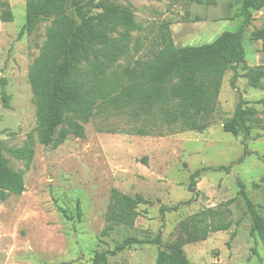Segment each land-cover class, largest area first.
<instances>
[{"label": "rangeland", "instance_id": "obj_1", "mask_svg": "<svg viewBox=\"0 0 264 264\" xmlns=\"http://www.w3.org/2000/svg\"><path fill=\"white\" fill-rule=\"evenodd\" d=\"M104 1L128 12L131 19L126 20L134 26L118 71L154 59L165 36L178 47L201 45L225 31H236L244 20L243 0ZM6 2L12 20L0 15V140L9 164L24 172L25 189L0 200V264H93L97 253L114 249L126 238L154 237L159 231L161 247L135 244L110 256L108 263L157 264L160 249L170 250L180 242L193 264H264V240L251 233L254 218L239 186L245 185L264 218V103H259L264 75L256 85L246 76L253 68L264 71V40L256 35L264 30V7L251 10L253 20L243 36L246 63L237 75L233 67L228 69L213 87L206 129L181 131L153 113L108 108L84 125V137L69 135L62 143L44 145L38 139L29 71L41 53L50 21L20 35L27 0H0V14ZM241 97L247 101L246 138L223 129ZM136 127L154 132L134 134ZM30 136L34 155L27 167L10 150L25 146ZM220 165L230 169L204 171L197 191L188 189L194 171ZM113 190L141 194L147 200L139 205L134 226L114 223L110 229L107 213ZM229 200L233 201L227 205ZM162 205L177 209L163 214ZM209 210L215 212V221L226 218L231 227L214 232L210 216L202 222L192 219Z\"/></svg>", "mask_w": 264, "mask_h": 264}, {"label": "trees", "instance_id": "obj_2", "mask_svg": "<svg viewBox=\"0 0 264 264\" xmlns=\"http://www.w3.org/2000/svg\"><path fill=\"white\" fill-rule=\"evenodd\" d=\"M161 1V0H158ZM1 17L12 20L9 4L3 5ZM264 0H243L242 25L234 32L225 31L213 42L195 46L178 47L170 36L164 37V47L149 62L137 61L118 71L117 63L129 52L127 40L134 26L129 24L120 9L107 1L100 0H27L26 23L20 35L32 33L37 26L50 21L46 40L39 57L30 67L29 80L39 122L38 139L44 145H56L69 135L84 137L85 128L91 118L108 108L120 110L132 108L138 113L156 114L168 126H177L181 131H202L209 124L210 98L217 80L222 79L228 69L236 70L246 63L243 45L244 32L253 20L252 9H262ZM98 9L97 13H93ZM124 26L125 30H120ZM118 33L119 36H113ZM264 40V30L256 33ZM264 71L251 69L246 76L251 83H259ZM235 85L234 81L232 82ZM241 97L234 115L223 123V129L235 136L250 134L245 104ZM264 103V98L259 100ZM60 127V128H59ZM134 134H151L148 128L136 127ZM164 135L162 130H158ZM245 150L247 151L246 142ZM0 140V200L5 201L13 194L24 192V172L15 170L5 158ZM14 157L25 161L28 167L33 159V138L21 147L11 149ZM246 153V152H245ZM243 157L240 158V161ZM229 170V166L202 167L190 176L188 189L195 193L199 177L207 170ZM248 212L254 218L252 235L264 240V218L247 195L245 185L240 182ZM233 200H229L230 205ZM147 200L141 194L134 196L113 190L107 219L112 228L114 223L132 227L140 216L138 207ZM177 206H161V212L176 210ZM218 215V214H217ZM211 217L212 231L228 230L231 221L219 218L215 212H200L192 219L202 222ZM207 234L203 235L206 238ZM163 245L162 232L154 237L126 238L114 249H107L94 256L93 264H109L110 256L132 247V245ZM157 264H193L186 256L182 244L174 243L170 250L160 249Z\"/></svg>", "mask_w": 264, "mask_h": 264}]
</instances>
